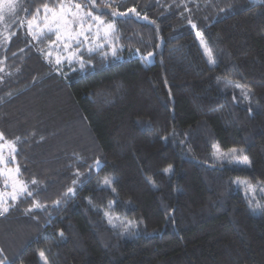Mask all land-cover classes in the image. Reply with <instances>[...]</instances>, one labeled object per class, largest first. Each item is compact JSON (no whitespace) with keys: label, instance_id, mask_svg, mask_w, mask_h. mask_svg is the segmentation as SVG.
I'll use <instances>...</instances> for the list:
<instances>
[{"label":"trees","instance_id":"16d2710c","mask_svg":"<svg viewBox=\"0 0 264 264\" xmlns=\"http://www.w3.org/2000/svg\"><path fill=\"white\" fill-rule=\"evenodd\" d=\"M59 2L18 0L0 25V141L15 142L33 193L0 215V261L264 264V213L252 211L264 208V0H97L107 22L131 8L148 20L116 19L108 55L83 68L54 64L49 40L25 30L24 8Z\"/></svg>","mask_w":264,"mask_h":264},{"label":"snow or ice","instance_id":"6c2138e0","mask_svg":"<svg viewBox=\"0 0 264 264\" xmlns=\"http://www.w3.org/2000/svg\"><path fill=\"white\" fill-rule=\"evenodd\" d=\"M101 3L104 8L111 6L110 0H101ZM5 4L7 5L8 13L13 19L15 15L18 14L16 12V0H0V21H3L5 18L3 15ZM96 4L97 0H89L88 4L84 6L80 3H73L71 0H69L68 3H65L64 0H60L58 4L52 6H49L48 3H44L42 5L44 12L42 18L39 16L40 7L36 8L35 14H31L27 8H24L23 11L25 14L31 15V19L28 20L29 34H31L34 39H48L50 44L55 46L57 55L54 62L56 65H61L64 61H67L68 64L71 65L73 61H75L83 68L86 63L84 59L85 55L88 56L89 61L94 53H100L102 56L108 55V52L104 51L105 42H107L115 32L116 19H127L128 13H134L137 18L148 20L147 15L141 17V14L137 12L136 8H131L128 9L127 13L113 10L111 12V16L114 18L113 21L107 22L103 19L104 12L102 8L97 9L99 14H93L91 9L95 8ZM85 8L89 10L86 11ZM221 11H224V9H221ZM41 19L43 21L42 24ZM152 23H154V21ZM189 24L192 28H196V25L192 24L191 20H189ZM34 26L38 31H33ZM93 29L95 30L93 31ZM52 37H54V39H52ZM197 37L200 39L201 45L205 46L204 39L199 32H197ZM111 54L113 57L117 55L114 46L111 47ZM205 54L208 56V62L213 63L212 53L207 46H205ZM148 56H152V53H148ZM46 57L51 58L52 51L47 52ZM0 140H4L3 133H0ZM4 147L5 144H0V177L4 178L6 186L11 182L12 192L9 193L11 200L16 201L20 195L25 193H27L28 196H32L33 193L28 191L27 184L19 179L21 170L18 163H16L17 148L15 142H7V147L9 149L7 157L3 154ZM213 148V155L217 158L223 156L229 164L245 167L251 165V161L249 157L244 154L243 149L232 148L229 150L228 154H225L220 151L218 146L214 145ZM223 162L224 160H221V163ZM96 163L97 167H99V161ZM10 164H16V166L10 167ZM31 183L36 184L37 181L32 180ZM75 183L76 181L73 180V184ZM111 183V180L105 178V186ZM235 183L238 186L243 184L246 191H256L257 186L253 185L250 181L237 179ZM260 191L264 193V187H260ZM73 192L74 189L69 188L67 194H72ZM4 203L3 194L0 193V215L9 211L10 206L5 207ZM54 203L58 205L60 201L57 200ZM33 206L36 208L44 207L38 202L34 203ZM258 210L264 213V208H261L258 204L256 207L252 208L253 212ZM105 215H107V213ZM109 223H112L111 218H109ZM128 224L131 225L132 222H128ZM113 227H115V225H113ZM124 231L128 232V228L126 227ZM123 234L124 233H121V235ZM41 256H43V253H41ZM0 264H3V262L0 261Z\"/></svg>","mask_w":264,"mask_h":264},{"label":"rangeland","instance_id":"374dc122","mask_svg":"<svg viewBox=\"0 0 264 264\" xmlns=\"http://www.w3.org/2000/svg\"><path fill=\"white\" fill-rule=\"evenodd\" d=\"M16 9L18 8V0H16ZM6 13H8V11H7V5L5 4L4 5V11H3V15H5ZM41 18L44 16V12H43V14H41V15H39ZM4 21V20H3ZM3 21H0V25H2L3 24ZM43 23V21H42V19H41V24ZM25 30L27 31V32H29V29H28V23L26 24V26H25ZM95 29H93V31H94ZM33 31H38V29L34 26L33 27ZM197 32H199L200 34H201V36L203 37V39H204V36H203V33L202 32H200V31H196V36H197ZM31 35V34H30ZM111 38V37H110ZM109 38V39H110ZM198 38V37H197ZM198 41H199V44H200V46H201V48H202V50H203V52H204V54H205V46H207V43H206V41H205V39H204V42H205V46H202L201 45V42H200V39L198 38ZM110 41L108 40L107 42H105V45L107 44V43H109ZM207 48H208V46H207ZM209 49V48H208ZM49 51H52V57L51 58H49V60L51 61V62H53L54 64H55V57H56V55H57V50H56V48H55V46H53V45H51L50 44V46H49V49H48V52ZM205 56H206V58H207V60H208V56L205 54ZM145 58H147V60H149V61H152L153 60V56H147V57H145ZM64 62H67V61H64ZM63 62V63H64ZM213 63H214V60H213ZM0 144H5V147L3 148V154L7 157L8 156V153H9V149H8V147H7V143H3V142H1L0 141ZM222 153H225V154H228L229 153V151H223V150H220ZM221 159H225L223 156H221L220 157ZM226 160V159H225ZM3 178V177H2ZM20 179V178H19ZM21 180V179H20ZM23 181V180H22ZM25 182V181H24ZM26 183V182H25ZM27 184V183H26ZM27 188H28V185H27ZM12 192V187H11V182H9L8 183V185L6 186L5 185V183H3V186H2V188H0V193H2L3 194V199H4V201H5V203H4V206L5 207H8V202L11 200V198H10V196H9V193H11ZM41 260H42V262H43V264H48V262H47V259L44 257V256H41Z\"/></svg>","mask_w":264,"mask_h":264}]
</instances>
